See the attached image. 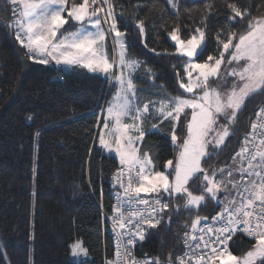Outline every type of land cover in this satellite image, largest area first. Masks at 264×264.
Listing matches in <instances>:
<instances>
[{"label":"snow or ice","instance_id":"snow-or-ice-1","mask_svg":"<svg viewBox=\"0 0 264 264\" xmlns=\"http://www.w3.org/2000/svg\"><path fill=\"white\" fill-rule=\"evenodd\" d=\"M6 3L12 16L4 23L28 61L87 70L115 87L97 118L96 128L101 149L114 153L119 162L112 177L115 203L108 217L116 247L114 257L105 264H264V107L256 111L250 131L232 156V165L203 167L205 159L226 146L246 101L264 93V15L249 19L244 32L229 30L225 35L223 30L218 31V55L209 54L202 62L199 57L207 47L206 21L214 4H204L201 23L205 27L177 22L167 30L175 51L165 53L185 61L182 74L176 73L182 94H165L141 104L137 96L141 90L134 83L133 73L143 65L128 56L116 0ZM167 4L179 17L180 0H167ZM225 6L230 13L229 25L251 15L235 0H226ZM69 23L74 30L65 31ZM135 25L143 42L147 34L145 19H135ZM146 74L152 75L150 68H146ZM229 80L232 83L227 86ZM149 117L157 122L146 129ZM221 118L224 123H220ZM164 123L171 125V143L178 151L160 171L151 153L142 150V142L147 132ZM181 124L185 129L182 138L177 135ZM195 179L200 180L199 194L190 188ZM221 193L226 194L223 200ZM175 198H183L182 207L190 213L198 212L209 201L220 211L210 222L196 215L190 225L184 224L187 231L181 237L185 249L181 255L173 259L170 253L164 261L158 257L137 259L135 245L162 223L171 208L168 201ZM238 234L254 241L243 256L234 255L229 248ZM69 250L71 257L85 258L80 264H88V249L82 241L72 242ZM69 264H73L71 258Z\"/></svg>","mask_w":264,"mask_h":264},{"label":"trees","instance_id":"trees-1","mask_svg":"<svg viewBox=\"0 0 264 264\" xmlns=\"http://www.w3.org/2000/svg\"><path fill=\"white\" fill-rule=\"evenodd\" d=\"M206 2L213 3L214 8L206 21L207 47L199 57L201 61L209 54L218 55V31L225 35L229 30L244 32L249 19L264 15V0H235L251 15L237 18L231 25L226 0H180L179 17L167 0H116L128 55L147 65L153 72V83L172 96L182 94L176 73L182 74L184 60L165 53L175 51L167 30L177 22L205 27L201 21ZM11 16L6 0H0V264H69L70 258L73 264H80L69 250L76 240L88 249V264H105L114 254L106 217L112 213V177L119 162L98 145L96 128L112 85L108 89L107 79L87 70L28 61L4 23ZM135 19L146 21L143 42ZM150 98L147 94L140 101ZM263 104L264 93L246 101L226 146L205 159L204 168L232 165V156ZM156 122L150 117L146 129ZM170 132L171 125L164 123L147 132L142 142V150L151 153L160 171L177 151ZM184 134L181 124L177 135L182 138ZM190 188L199 194L200 180H193ZM168 202L170 210L135 248V256L164 261L171 253L174 259L183 252L180 238L184 224L190 225L196 215L210 219L220 211L212 201L191 213L183 209V198ZM177 205L181 207L177 209ZM253 243L237 235L230 250L243 254Z\"/></svg>","mask_w":264,"mask_h":264},{"label":"rangeland","instance_id":"rangeland-1","mask_svg":"<svg viewBox=\"0 0 264 264\" xmlns=\"http://www.w3.org/2000/svg\"><path fill=\"white\" fill-rule=\"evenodd\" d=\"M65 30H66V28H65ZM171 41V40H170ZM109 44H110V47L108 46V51H109V54H111V52H112V41H111V39L109 38ZM172 42V41H171ZM108 44V45H109ZM172 44H173V42H172ZM111 50V51H110ZM129 56V55H128ZM129 58H131L130 56H129ZM131 59H133V58H131ZM136 60V59H135ZM200 62H202L201 60H199ZM185 62V61H184ZM50 64H54V65H57V64H55V62H52V63H50ZM57 66H61V67H63L64 69H67V68H69L68 66H65V65H57ZM146 68H149L147 65H143L142 67H140L139 69H137V71H135L134 73H133V80H134V83L136 84V87L138 88V89H140L141 90V93H140V91H138L137 92V96H138V98L140 99L141 98V96L143 97V98H145V96L147 95V94H150L151 95V98L149 99V100H158L161 96H164L165 94H167L166 93V91H164L163 89H161L160 87H158V86H156V84H154L153 83V72H152V70H151V72H152V75L151 76H149L148 74H146ZM103 77V76H102ZM148 81H150V82H147ZM139 83V84H138ZM231 83H232V81L231 80H229L228 82H227V86H230L231 85ZM112 84H109V82H108V89L110 88V86H111ZM213 86H216V83L215 82H213ZM115 92V87H114V85H112V92H111V94H110V96H109V98H108V100L105 102V104H104V108H106L107 107V104H108V102L111 100V98H112V96H113V93ZM103 108V109H104ZM149 119H150V117H149ZM149 119L145 122V125H146V123L149 121ZM225 121L221 118V120H220V123H224ZM145 128H146V126H145ZM103 150V149H102ZM177 151H178V149H177ZM176 151V152H177ZM109 154V153H108ZM112 154H114V153H112ZM111 154V155H112ZM175 155H176V153H175ZM175 155H174V157H175ZM173 157V158H174ZM172 158V159H173ZM225 175H226V173H225ZM219 178V177H218ZM225 193H223V196L221 197V200H223L224 198H225ZM248 251V250H247ZM246 251V252H247ZM245 252V253H246ZM234 255H236V256H243L244 255V253L243 254H235V253H233ZM74 258V260H76V261H79V260H82V259H84V257H73Z\"/></svg>","mask_w":264,"mask_h":264},{"label":"built area","instance_id":"built-area-1","mask_svg":"<svg viewBox=\"0 0 264 264\" xmlns=\"http://www.w3.org/2000/svg\"><path fill=\"white\" fill-rule=\"evenodd\" d=\"M261 107H264V105H262ZM117 170V169H116ZM237 178H238V174H237ZM116 191V189L114 190V192ZM115 203V197H114V193H113V204ZM216 215V214H215ZM214 215V216H215ZM212 218V217H211ZM211 218L210 219H208L209 220V222L211 221ZM109 225H110V228H111V230H112V223H111V221L109 220ZM185 231H187V229L184 227V229H183V231H182V234H181V237L183 236V233L185 232ZM238 235H241V234H238ZM237 236V235H236ZM235 236V237H236ZM234 237V238H235ZM180 241H181V246L183 247V252H184V245H183V242H182V239L180 238ZM140 242H137V244L135 245V247L139 244ZM231 243V242H230ZM230 243H229V248H230ZM114 247H116V239H115V241H114ZM135 249V248H134ZM182 252V253H183ZM181 253V254H182ZM134 255H135V253H134ZM114 257V256H113ZM112 257V258H113ZM137 259H146V258H149V257H137V256H135ZM112 258H110V259H112Z\"/></svg>","mask_w":264,"mask_h":264},{"label":"bare ground","instance_id":"bare-ground-1","mask_svg":"<svg viewBox=\"0 0 264 264\" xmlns=\"http://www.w3.org/2000/svg\"><path fill=\"white\" fill-rule=\"evenodd\" d=\"M118 167H119V165H118ZM118 167H117V168H118ZM117 168H116V169H117ZM115 171H116V170H115ZM113 193H114V192H113ZM112 198H113V194H112ZM111 215H112V213H111ZM111 215H109V216L106 217V218H107V221H108V225H109V219H108V217H110ZM109 228H110V225H109ZM110 230H111V228H110ZM111 232H112V234H113V244H114V241H115V239H116V236H115V234L113 233L112 230H111ZM139 244H140V243H139ZM139 244H138L136 247H138ZM136 247H135V248H136ZM134 250H135V249H134ZM114 252H115V247H114ZM113 256H114V254H113ZM113 256H112V257H113ZM112 257H111V258H112ZM149 258H150V257H149ZM109 259H110V258H109ZM109 259H108V260H109Z\"/></svg>","mask_w":264,"mask_h":264},{"label":"crops","instance_id":"crops-1","mask_svg":"<svg viewBox=\"0 0 264 264\" xmlns=\"http://www.w3.org/2000/svg\"><path fill=\"white\" fill-rule=\"evenodd\" d=\"M74 25L73 24H71V23H69L67 26H66V30L65 31H72V30H74ZM70 68V67H69ZM144 101H146V100H143V101H140V99H139V102L142 104ZM153 130H156V129H153ZM98 145H99V143H98ZM112 155H114V154H112ZM115 156V155H114Z\"/></svg>","mask_w":264,"mask_h":264}]
</instances>
